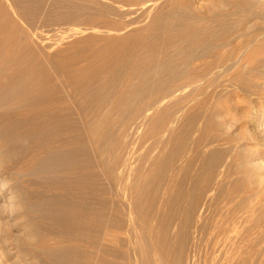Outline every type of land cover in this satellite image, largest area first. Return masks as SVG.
Masks as SVG:
<instances>
[{
  "label": "rangeland",
  "instance_id": "1",
  "mask_svg": "<svg viewBox=\"0 0 264 264\" xmlns=\"http://www.w3.org/2000/svg\"><path fill=\"white\" fill-rule=\"evenodd\" d=\"M1 21L0 264H264V0H0ZM189 22L216 56L176 72Z\"/></svg>",
  "mask_w": 264,
  "mask_h": 264
},
{
  "label": "bare ground",
  "instance_id": "2",
  "mask_svg": "<svg viewBox=\"0 0 264 264\" xmlns=\"http://www.w3.org/2000/svg\"><path fill=\"white\" fill-rule=\"evenodd\" d=\"M8 11V10H7ZM206 11V10H205ZM174 12V10H173ZM176 13V12H174ZM173 15V14H172ZM177 15V14H176ZM175 16V15H174ZM185 20H188L191 18L189 14L185 13ZM173 21V20H172ZM176 22V21H175ZM173 22L172 26L174 28L178 27V25ZM167 25V24H166ZM176 26V27H175ZM183 26V25H182ZM185 30L187 32H191L192 31V24L189 23H185ZM209 27V26H208ZM206 27L205 26H201L196 30V35L194 34V36L192 35V32L190 33V35L188 36H184L181 39H177V38H172L171 39V48L169 49V56H170V66L173 70L176 71V69H182V70H186V71H194L197 69H204V68H210L212 66V63L208 62L207 59L210 57H215L216 56V50L214 51L213 46L210 45V43H208L209 41H207V37H209V35L211 34L210 29H212L211 27ZM214 29V28H213ZM181 30V29H180ZM12 30H10L9 25L4 24L3 21L0 22V59L2 60V62H6V58H9L10 56H12V51L14 48L15 51L18 49H20V44L19 42H17L16 40H12L11 39V35L10 32ZM179 31V30H178ZM177 32V29H176ZM13 33V32H12ZM185 33V32H183ZM194 33V32H193ZM188 34V33H187ZM13 35V34H12ZM176 35V34H175ZM192 35V36H191ZM212 35V34H211ZM210 35V36H211ZM213 36V35H212ZM215 38V37H214ZM212 39V38H211ZM219 40V38H217ZM28 40V39H27ZM255 41H257L256 44L259 43V48L257 51V53H262L264 52V37L259 39L257 37H255L254 39ZM219 42V41H216ZM214 42V43H216ZM22 43V41H21ZM213 43V45H215ZM212 44V43H211ZM220 44V43H218ZM219 46V45H218ZM221 46V45H220ZM222 46H224V44H222ZM19 47V48H18ZM218 49V47H217ZM223 50V48H222ZM22 51V50H21ZM19 52V51H18ZM225 53V52H224ZM21 54V53H20ZM222 58V57H221ZM230 58V57H229ZM22 59V58H21ZM0 60V62H1ZM4 60V61H3ZM20 61V60H19ZM23 61V60H22ZM20 61V62H22ZM9 64V60L7 61ZM35 62V61H33ZM24 63V62H23ZM1 64V63H0ZM3 65L5 63H2ZM1 64V66H2ZM6 66V68L10 67L8 65L7 67V63L4 65ZM1 67L3 69V71H5V67ZM22 66V65H21ZM31 68L34 65H29ZM29 66H26V68H30ZM226 66V65H225ZM35 67V66H34ZM221 67V66H220ZM24 68V67H22ZM227 68V67H226ZM225 68V69H226ZM1 69V70H2ZM222 69V68H221ZM228 69V68H227ZM0 70V71H1ZM8 70V69H7ZM25 71V69H23ZM23 71V72H24ZM28 71V70H26ZM25 71V72H26ZM198 71V70H197ZM177 72V71H176ZM3 73V72H2ZM1 73V74H2ZM27 73V72H26ZM7 76H10V78L12 77L10 75V73H7ZM187 74V73H186ZM190 74V73H189ZM200 74V73H199ZM198 74V75H199ZM4 76V75H3ZM2 78V76L0 77ZM9 78V77H8ZM180 78V77H179ZM7 79V77H6ZM22 79V78H21ZM3 80V78L1 79ZM185 80V79H184ZM9 81V79H8ZM194 81V80H193ZM8 84V82L6 83ZM1 86V85H0ZM4 86V85H3ZM7 86V85H5ZM8 87V86H7ZM26 92V91H25ZM27 93V92H26ZM180 93V92H179ZM176 106H178V103L176 104ZM39 114V113H38ZM171 120V119H170ZM174 133V132H173ZM0 184V190L3 189H9V186L5 183V182H1ZM15 196V195H14ZM13 196V198H14ZM18 197V196H17ZM11 199V198H10ZM257 199V198H256ZM22 201V200H20ZM244 213V212H243ZM239 218V217H238ZM244 226V225H243ZM231 228V227H230ZM243 228V227H242ZM234 237V236H233ZM236 240V239H235Z\"/></svg>",
  "mask_w": 264,
  "mask_h": 264
}]
</instances>
